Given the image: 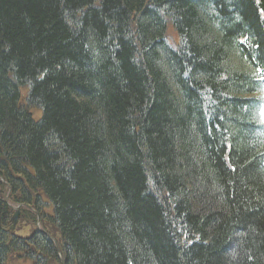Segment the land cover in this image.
<instances>
[{
    "label": "trees",
    "instance_id": "1",
    "mask_svg": "<svg viewBox=\"0 0 264 264\" xmlns=\"http://www.w3.org/2000/svg\"><path fill=\"white\" fill-rule=\"evenodd\" d=\"M262 76L264 0H0V264H264Z\"/></svg>",
    "mask_w": 264,
    "mask_h": 264
},
{
    "label": "rangeland",
    "instance_id": "2",
    "mask_svg": "<svg viewBox=\"0 0 264 264\" xmlns=\"http://www.w3.org/2000/svg\"><path fill=\"white\" fill-rule=\"evenodd\" d=\"M24 94L26 96V91ZM33 112H34L35 119L39 120L41 117V113L38 111V109H34ZM16 229H17L16 230L17 234H20L21 236L25 237V236H29L32 234L34 227L27 224L24 221L20 222V220H19V223H18V226ZM50 233H51V236L54 238V240L58 241L57 240V239H59L58 234L56 235V233L53 231H51ZM8 264H32V263L30 261L24 259L23 257L22 258H16V259H14V257H13L9 260Z\"/></svg>",
    "mask_w": 264,
    "mask_h": 264
},
{
    "label": "bare ground",
    "instance_id": "3",
    "mask_svg": "<svg viewBox=\"0 0 264 264\" xmlns=\"http://www.w3.org/2000/svg\"><path fill=\"white\" fill-rule=\"evenodd\" d=\"M159 36H161L160 34H159ZM160 47V46H159ZM168 46H167V52H168ZM160 50L162 51V52H166V51H163L162 50V48L160 47ZM212 124V123H211ZM215 125V129H216V132L218 133V134H221L222 135V133L223 132H221L222 130H221V127H220V125L218 124L217 125V123H215L214 124ZM210 136V135H209ZM44 207V212L45 213H49L51 210H50V208H49V206L48 205H44L43 206ZM36 224H37V226L40 228L39 230H38V232H39V234L40 235H48V236H50L51 235V233L50 234H48V233H46V228H47V223H45L44 222V220H43V218H39L38 220H37V222H36ZM56 248H57V252H58V259L60 260V264H63L64 262H63V256H64V254H62L61 253V247L58 245V246H56Z\"/></svg>",
    "mask_w": 264,
    "mask_h": 264
},
{
    "label": "water",
    "instance_id": "4",
    "mask_svg": "<svg viewBox=\"0 0 264 264\" xmlns=\"http://www.w3.org/2000/svg\"><path fill=\"white\" fill-rule=\"evenodd\" d=\"M18 216H19V212H17L12 218V223L14 226H16V224L18 222Z\"/></svg>",
    "mask_w": 264,
    "mask_h": 264
}]
</instances>
